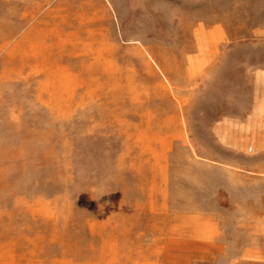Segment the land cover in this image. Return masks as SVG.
Returning a JSON list of instances; mask_svg holds the SVG:
<instances>
[{"label":"rangeland","instance_id":"obj_1","mask_svg":"<svg viewBox=\"0 0 264 264\" xmlns=\"http://www.w3.org/2000/svg\"><path fill=\"white\" fill-rule=\"evenodd\" d=\"M0 264H264V0H0Z\"/></svg>","mask_w":264,"mask_h":264}]
</instances>
